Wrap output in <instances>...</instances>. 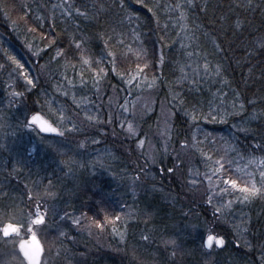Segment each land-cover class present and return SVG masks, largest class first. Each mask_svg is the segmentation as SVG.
Listing matches in <instances>:
<instances>
[{"label": "trees", "instance_id": "16d2710c", "mask_svg": "<svg viewBox=\"0 0 264 264\" xmlns=\"http://www.w3.org/2000/svg\"><path fill=\"white\" fill-rule=\"evenodd\" d=\"M30 2L14 0V3L7 4V0H0V4L3 5V10H0V63L6 65L4 70H0V103L12 99L9 95L11 90L25 93L23 102L17 100L15 104L0 110V115L4 119L10 118L12 129L19 120L23 119L25 105L37 110L43 105V112L51 115L45 104V100H48L52 102L53 109L63 105L70 116L81 111L72 103L73 92L77 101L81 102L82 109L90 108L91 103L97 104L99 99L92 87V79L93 70L98 67H103L107 73L101 80L100 96L104 101L110 92H120V100L129 101L131 96L140 94L139 88L148 87L155 76L157 81L155 84L159 87L157 99L167 103L173 115L174 139L171 141V147L177 148L182 144L183 139L189 135V132L187 133L189 128L199 129L203 136H199L197 142L209 151L213 160L223 159L224 177L238 179L234 172L238 171L239 165H243L248 171L246 173L242 171L244 173H241V183L249 182L251 179L249 174L253 176L254 171L252 179L260 185L258 174L260 169L255 170L254 167L246 164L245 160L255 159L261 167L259 160L264 159V148L254 147L257 144L264 145V49L258 44V41L264 40V11H262L264 0H253L251 8L247 7L246 0H193L192 7L188 6L187 0H143L142 4L137 3L136 0H124V8L119 6L120 0H68L82 11H86L87 19L78 15L75 8L70 9L71 15H64L62 8H53L52 0H41V8L35 1L30 0ZM183 2L187 4L186 7ZM177 4L182 7L177 9ZM237 4L242 6L237 7ZM149 7L153 9L152 12L148 11ZM202 8L206 10L202 11ZM15 11L19 20L14 18ZM181 11L186 14V20L178 18ZM38 16H42L43 21L38 19ZM129 16L132 17L131 20ZM12 20H17V24L8 27ZM237 20L242 22L243 26L240 29L236 28ZM29 28L36 29V32L31 33ZM109 36L112 39L108 40L109 46L105 48V40ZM187 37H192V40ZM118 39H123L124 43H117ZM20 41L27 47L23 48ZM80 41L84 42L83 48L86 49L84 55L94 62L93 70H89L80 62L81 50L75 47V43ZM182 44L190 47H181ZM217 44L220 46L219 49L216 47ZM141 48L144 53H139ZM4 50L16 56L24 64V70L34 79L36 87L31 91H25V88L30 86L25 85L23 76L18 74L19 70H16L4 56ZM57 50L63 51L64 55L53 59ZM34 51H40L37 60H34ZM109 51L115 54V71L112 70L113 59L107 54ZM186 51L199 53V61L203 63L206 59L211 68L215 69L219 65L220 75H215L213 96L207 94L204 97L201 94L197 97L195 95L200 94L192 88L194 85L181 81V68ZM138 54L139 59H137ZM161 57L163 64L160 63ZM97 60L101 61L99 65L95 64ZM145 63L148 67L140 74L137 81L131 87L126 84L125 79L136 72L137 65L143 67ZM184 71L190 70L184 69ZM81 74L88 82L85 86L80 85ZM65 75L76 85L74 88H69L67 81L63 79ZM45 79H48V82ZM136 83H139L140 87H136ZM57 84L63 85L64 89L69 91V96L57 92L54 87ZM9 85L12 88H9ZM126 85L129 86V90L124 93L123 88ZM122 93L125 99L122 98ZM175 93H179V96L174 99ZM84 97L90 98L89 105H86L89 100L82 99ZM233 102L236 103L238 111L240 103L244 104V109L239 111L238 115H228L226 122L220 124L219 120L212 121L210 118L206 122L203 118L209 111L220 114L231 113ZM211 103L216 109L210 108ZM94 107L99 109L97 113L101 119L107 118L110 110L106 105ZM186 110L194 113L196 119L193 120L190 115L185 114ZM156 119L157 112H154L142 125V130L152 128L157 122ZM241 127L249 129V132L239 131L238 128ZM6 130L12 131L9 128ZM77 134L72 136L75 138L74 141L84 136L78 132ZM93 135L97 136L96 133ZM22 139L25 140L24 136ZM48 139L53 143L52 148H48L46 155L39 154L38 168L31 171L25 168L19 176L24 177L25 180L29 179L31 183L42 180L48 184L51 180V189L54 191L69 178L64 180L50 178L48 172L56 174L50 164L51 160L68 161L70 154L67 152L65 154L64 150L67 147L71 148L79 156V149L74 145L66 147L61 144L60 137L48 136ZM138 140L139 136L133 142L108 143L112 146L111 149L119 154L118 161L109 165L115 164V170L112 168V171L121 173L125 170V174L121 175L124 182L118 190L121 200L127 207V218L121 219L119 225L114 227L116 232L112 236L117 241L120 238L119 234L124 233L122 244L131 248L137 264H257L254 248L264 251V197L257 196L250 202L240 203L236 200V197L242 195L238 191L231 192L232 190L229 189L227 193L221 194V206L229 200L235 201L230 209L222 208L223 212L226 211L225 218L229 219L231 226L225 231L220 229L217 231L218 236L224 237L225 245L223 248L216 247L217 250L210 253L201 246V236H206L208 229H211L206 210L204 208L194 210L193 213L196 212L199 217H192L187 225L189 220L184 215L177 187L164 184V181H167L166 165L162 167L163 172L160 173L148 172L147 165L140 166V153L135 154L134 150L137 143L135 141ZM200 140L205 142L202 143ZM43 158H46V164L49 165L47 169L41 165ZM74 159H77V156ZM170 165H172L171 160L167 166ZM140 171L144 173L142 176L146 177V180L137 194L129 180L132 175ZM81 172L87 176L88 183L75 190L77 201L80 198L81 201L89 202L90 199L95 206L96 200L116 189L112 180L106 175L108 174L105 173L106 171H99L96 175L88 171ZM0 182H4L3 177H0ZM35 188L38 187L34 186V191ZM16 190H9L11 195L15 193L12 196L16 199L14 202L8 201V204H20L17 198L20 196V191L15 192ZM85 190L88 195H84ZM166 195H169V198H166ZM157 205L163 208L161 212L156 210ZM5 206V203L0 201V208ZM88 206L90 207V204ZM167 211L175 215L171 218L167 217ZM146 213L150 216H146ZM168 223L184 224L186 230L173 235L165 228ZM152 226L156 229L155 235H152L148 229ZM245 226L248 227L250 235L247 239L248 246L244 241L240 243L235 241L236 233ZM192 229L194 231L196 229L194 235L190 233ZM142 234L149 235L150 242L143 241ZM167 239H175L180 246L178 256L172 262L165 258V253L160 248L162 241ZM85 264H109V262L98 260Z\"/></svg>", "mask_w": 264, "mask_h": 264}, {"label": "rangeland", "instance_id": "374dc122", "mask_svg": "<svg viewBox=\"0 0 264 264\" xmlns=\"http://www.w3.org/2000/svg\"><path fill=\"white\" fill-rule=\"evenodd\" d=\"M28 1L30 0H23ZM35 1L38 6L41 8V0H32ZM55 4H62L64 3V0H52ZM14 3V0H7V4ZM184 7L187 6L185 2H183ZM180 17V14L178 18ZM15 19L19 20L18 14L15 11ZM17 20H12L11 24H8V27H11L13 24H17ZM31 29V28H29ZM36 32V31H34ZM32 33V31H31ZM35 34V33H34ZM20 44L23 48L27 47L23 44L22 41H20ZM1 50V48H0ZM27 51V50H26ZM187 51L185 52V58L184 63L182 64V67L185 70H190L188 73H191V69L187 67L189 63H192L193 61L201 63L199 60V55H194L192 57L187 56ZM110 57V56H109ZM38 56H34V60H37ZM189 58V60H188ZM113 59V58H112ZM211 66V65H210ZM211 68V67H210ZM212 72H210L208 75H205L203 73V70L201 69V74L199 77H196L198 80V83L194 85L192 88L200 95H195L197 97L201 96V94L205 97L207 94L210 96H213L212 93V87L215 83V69L211 68ZM45 81L48 82V79H45ZM157 81H155L156 83ZM183 82H186L187 84L193 85L189 82V80H183ZM124 93H126L129 90V86L126 85L124 88ZM159 91V87L154 84L152 87H146L145 89L139 88L138 93H140L138 96H134L129 99V101L124 98V93H122V98L125 100H120V92H110L109 96L105 98V101L103 99L97 100V104L91 103L90 108L87 107L86 109H81L79 112V115H74L73 113L70 115L72 118L77 122L78 126L83 129V131L78 132L80 135H83L82 139H79L78 141H74L72 137L73 134L78 135L77 132L75 133H69L67 134L66 138L60 137V143L66 145H74L79 149V156L77 153L73 151L71 148H66L64 150V153L66 152L70 154V159H74L77 156L76 164H70L72 168V172L70 173L68 171V167H66L64 164L61 163L59 160H51V165L54 167L55 175H53L52 172H48L50 174V178H55L64 180L68 179L66 182H64L61 186H58L53 192L57 194V197L55 200H48L49 205H55L58 209H61V215L64 214V212H67L69 216H82V214L87 213V218L82 220V225H88L91 223L92 220H95L97 222H100L104 224V229L100 230L96 228L94 225L89 228H84V230H80L79 228L75 227L71 223L70 218H66L64 221H60L59 218H53L51 214L48 217V223L44 227L43 231L39 233L38 238L41 240L42 243L45 244L46 249L51 248V252L48 256V264H85L90 263L93 261L98 260H106L109 262V264H137V260L135 259L134 253L127 245L122 244L123 242L119 240H115L112 236L114 233L112 229L119 225V222L121 219H126V213H127V207L124 205L123 201L121 200V194L118 189H120V186L122 182H124L122 174H125V170L121 171V173H115V164L112 166H109L111 163H116L119 158V154L114 152L113 149H111V145L108 144L109 142H112L115 144H118L119 142H130L134 139H137L139 136V139L145 140L143 148H138L137 143H135V146L138 148V155L140 153V166L141 164L148 166V172H163L162 167L166 165V170L169 167H174L176 161V154L179 153L181 159L183 160V164L181 167L177 168L176 171L172 174L166 173V182L164 181V184L169 185L170 187L176 186L178 190L179 199L181 201V206L184 208V215L187 217L189 221L187 222V225L191 222L193 219L192 217H199V215L193 213V211H197L200 208H204L206 210L207 217L209 218V228L212 229V231L215 232L216 235L217 231L220 230H227L231 226V222L228 218H225V212H223L221 207V194L219 188H213L209 189V185L207 180L204 178V173L209 172L211 168L214 166L213 160L206 159V156H211L209 151L204 149L202 147V144L200 145L197 141H199V136H203L200 134L199 129L190 130V128L187 130V133L189 132V135L187 138L183 139L182 144H187L188 147L181 149V144L177 148L171 147V141H173V131H172V118L173 115L170 111V108L168 107L167 103L161 102L157 99V93ZM102 94V93H101ZM221 97V95H220ZM102 98V96H101ZM111 98V99H109ZM1 102V101H0ZM103 107L105 105L108 107L110 112L113 115V118L115 122L112 125H89L87 121L83 119L84 117V110L91 109L92 113L99 112V109H96L94 106L101 104ZM127 103V107L129 109L128 113H123V110L121 108V105H124ZM86 105H89V101H87ZM9 106V102H2L0 103V110L4 109L5 107ZM216 109L215 105L211 103L210 108ZM102 110L100 109V112ZM109 112V113H110ZM154 112H157V122L153 125L152 128H144L142 130V125L145 124L146 120L150 117V115ZM123 113V116L127 117L128 121H131L134 128H136L138 135L134 138L127 139V133L123 132L118 124L119 120H116V117L120 116ZM54 118V117H53ZM55 119V118H54ZM10 118H3V120H0V123H4L6 125V129L9 128L13 130L11 127H7V125L10 124ZM207 122V121H206ZM220 124H222L220 122ZM127 125H125L126 127ZM104 129L105 135H101L97 129ZM89 129V130H88ZM113 129H115V133H113ZM93 133H96L97 136H95L96 139H99L101 143L99 144H92L91 138L93 136ZM140 134H142L140 136ZM0 135H3L2 132H0ZM25 140L28 139V136L24 135ZM11 139L4 141L7 143H11ZM31 139L33 143H38L39 137L35 134H31ZM75 139V138H74ZM84 148H80L79 144L81 142H85ZM202 143L205 142L204 140H200ZM51 142V141H50ZM117 142V143H116ZM137 142V141H135ZM215 143V142H214ZM51 144H53L51 142ZM134 144V143H133ZM115 147V145H114ZM165 148H167V152H165ZM48 151V147H45L44 145H40V155H46ZM201 152H203L205 155H201ZM225 152V151H224ZM0 156V177H3L4 184L7 185V187L10 189H17L15 192H19L20 196H17V198L20 201V204L22 207L24 205L30 203L26 199V189H24V184H28L29 187H31L34 191V186H37L39 189H41V192L43 191L44 187L48 184L44 183L42 180L35 181L36 183H31L28 180H25L24 177L17 175L15 178H7L8 172L11 170V164L15 161L13 160L11 163H8L6 165V160H8V153L7 152H1ZM39 154L35 157H33L32 162H30L28 169L34 170L38 168L40 164L39 160ZM97 158H99L103 166L100 164H96V166L90 167L89 162L95 163ZM171 160L172 165L167 166L168 162ZM80 163H83L85 167H80ZM162 163H164L162 165ZM245 163L248 165H251L252 167L257 169H260L261 167L257 163H249V161L245 160ZM244 163V164H245ZM242 164V163H240ZM42 167L45 169L49 168V165L46 164V158H43L41 161ZM192 171V176H189V171ZM49 171V169H48ZM81 171H88L90 174L96 175L99 171H106L105 173H108V177L112 180L114 186L116 189L113 191H110L104 195V197H100L98 200H96V205L94 206V202L92 200L89 202L80 200V198L77 200L76 197H78L76 194V189L78 187L86 186L88 183V179L86 175L82 174ZM199 173V175H196V173ZM244 171L245 173L248 171L247 168L243 167V165H239L238 171L234 172L235 176L238 178L236 179L233 177L232 179H236L237 183L240 186H243L244 183H241V173ZM120 172V170H119ZM254 172V171H253ZM252 172L254 177V174ZM82 174V175H81ZM144 173L142 171L138 172L136 175H132L129 182L131 183V186L135 187V191L137 194H139L142 186L145 183V178L143 177ZM259 174V173H258ZM27 175H29L27 173ZM139 176V180L134 181L135 176ZM223 175V173H222ZM121 176V177H120ZM233 176V175H231ZM224 177V176H223ZM189 178L196 179L199 182L196 185H191L187 183V180ZM224 178H230L228 176ZM85 179V180H84ZM215 180L216 177H213ZM231 179V178H230ZM260 179V175H259ZM42 182V184H41ZM260 182V181H259ZM129 183V184H130ZM174 185H171V184ZM34 184V185H33ZM229 187L226 185H223L221 182L220 187ZM259 186V185H257ZM36 189V188H35ZM229 189H231L229 187ZM8 190V191H9ZM19 190V191H18ZM52 190V189H51ZM231 192H237L234 189H231ZM220 193V194H216ZM11 194V193H10ZM13 193L12 195H14ZM209 195H212V203L209 204L207 197ZM21 196H24L23 203H21ZM166 198H169V195H166ZM62 203V204H61ZM90 204V207L88 206ZM227 204V203H226ZM225 205V204H222ZM88 206V207H87ZM92 206L94 208H92ZM217 207H221V211L219 213L215 212V209ZM226 209V208H225ZM26 210V209H25ZM156 210L161 212L163 210L162 207L156 206ZM192 211V213H191ZM119 215L121 219L119 221L115 220V217ZM175 214L172 212L167 211V217H172ZM108 217L112 223H106L105 217ZM192 218V219H191ZM201 218V217H200ZM130 219V218H129ZM191 219V220H190ZM167 228L169 233H173V235H177L179 232H183L186 230V226L181 223H168V225L165 226ZM189 228V227H188ZM150 230V233L152 235H155V228L148 227ZM194 229V228H193ZM190 230V233L194 235L196 233V229ZM220 229V230H219ZM244 229H247V231H244ZM64 231L68 234L69 237H74V239H69L65 237H60L59 232ZM91 232V234H89ZM213 232V233H214ZM240 232V233H239ZM238 233L235 235V241L237 243L245 242L244 244L248 243V237L249 230L248 227H243L239 230ZM245 239V240H244ZM241 240V241H240ZM120 241V242H119ZM163 242V241H162ZM160 248L165 253V258L169 260V262H172L177 256L180 250L177 249V254L175 258H172L170 256L171 248L169 247L168 250L165 249L164 244L162 243L160 245ZM217 250V248L214 246L212 250H209L208 252H214ZM260 248H254L255 251V258L257 264H261V251ZM57 251H59V255H56ZM62 251L64 252L62 254ZM0 264H18V260L14 258V252H13V246L12 245H5L3 243H0ZM206 260V259H205ZM212 260V258H211Z\"/></svg>", "mask_w": 264, "mask_h": 264}, {"label": "snow or ice", "instance_id": "6c2138e0", "mask_svg": "<svg viewBox=\"0 0 264 264\" xmlns=\"http://www.w3.org/2000/svg\"><path fill=\"white\" fill-rule=\"evenodd\" d=\"M137 3H143V0H136ZM188 6H193V0H187ZM246 5L248 8H251L253 6V0H246ZM121 8H124V0H120ZM147 7V5H144ZM237 7H241L242 5L237 4ZM182 6L180 4L176 5L177 9H180ZM256 7H261L260 5H256ZM53 8H62L64 10V15H71L70 9L75 8V11L78 15L83 16L84 18H88V13L86 11H82L80 7H76L75 4L69 3L68 0H64L63 4H57L53 5ZM0 10H3V5L0 4ZM202 11L206 10L205 8L201 9ZM27 12V7L25 9ZM148 11L152 12L153 9L151 7L148 8ZM264 11V9H262ZM5 14L6 11H5ZM155 15V13H153ZM24 17H22L23 19ZM38 19L43 21L42 16H38ZM181 20H186V14L181 11L180 17ZM129 19L131 20L132 17L129 16ZM242 22L240 20L236 21V28L240 29L242 27ZM199 27V26H197ZM36 29H29V31H35ZM184 29H182L183 31ZM47 39V37H44ZM101 38L103 39V34H101ZM189 40H192V37H187ZM112 37L109 36L107 40H105V48H108V40H111ZM55 41H53L54 43ZM215 43V41H213ZM117 43L123 44V39H118ZM83 41L76 42L75 47L79 50H81L80 54V62L87 66L89 70H93V60L90 57H87L84 55V52L86 49L83 48ZM259 47L264 49V40L258 41ZM29 50L31 51V45L28 46ZM181 47H190V45H181ZM217 49H219V45H216ZM43 49H41L42 51ZM139 53H144V50L141 48L139 50ZM4 56L7 57V60L11 62L12 65L15 66L16 70L18 71V74L20 76H23L24 83L26 86L25 91H31L33 88L36 87V83L34 82V79L30 77L29 73L24 70V64H22L16 56L10 54L7 50H4ZM108 56L113 58V71H115V54L112 51H109ZM188 57H192L194 55H199L195 52H187L186 53ZM251 55V53H249ZM33 55L39 56L40 51H34ZM64 53L61 50H57L56 56L53 57V59H56L57 57L63 56ZM140 58V55H137V59ZM101 61L97 60L95 61V64L99 65ZM160 63L163 64V57L160 58ZM73 67H75L73 65ZM148 67V64L145 63L143 67L140 65H137V70L134 74L129 75L125 79V83L128 84L130 87L133 85L135 81H137V78L140 77V74L144 72L145 68ZM188 68L191 69V73L185 72L184 68H181V81L183 80H189V82L193 85H196L198 83V80L196 77H199L201 74V69L203 70V73L205 75H208L210 72H212V69L210 68L209 62L205 59L204 63L201 65L195 61L192 63H189L187 65ZM6 68V65L3 63H0V70H4ZM215 75H220V67L217 65L215 72ZM107 73L105 72V69L103 67H98L95 70H93V79H92V87L95 90V93L97 94V99H102L100 96L101 93V80L104 76H106ZM124 79V77H121ZM65 81H67V84L69 85V88H74L76 85L73 83L72 80H70L66 75L63 77ZM156 77L153 76L151 83L149 84V87H152L155 84ZM179 82V81H178ZM88 82L84 80L83 75L80 76V85L85 86ZM136 87H140L139 83H136ZM56 91L64 96H69V91L65 90L63 85L57 84L54 86ZM9 88H12L11 85H9ZM9 95L12 99L9 100V105L15 104L17 100H20L23 102V98L25 96L24 92L11 90L9 92ZM226 95V94H225ZM177 96H179V93H175L173 98L175 99ZM72 103L75 105L77 109H82L81 102L77 101L76 95L73 92L71 94ZM82 99H87L89 102H91L90 98L84 97ZM111 99V98H109ZM39 103V101H37ZM221 103H223V100H221ZM45 104L48 107V112L51 115L45 114L43 112V105H41V109L37 110L35 108H29L27 105H25V114L23 116V119L19 120L16 124L15 128L11 132L6 130V125L4 123H0V132L3 133V135H0V152H7L8 153V160H6V165L8 163H11L13 160L14 163L11 164V170L8 172L7 178H15L17 175H19L25 168L29 167L30 162H32L33 157L37 156L40 151V145H44L45 147L52 148V144L48 139V134H51L55 137H62L66 138L67 134L69 133H75V132H81L83 129H81L77 122L72 118V116H69L67 114V110L63 105H61L58 108L53 109L52 102L45 100ZM121 108L123 110V113H128L129 109L127 107V103L124 105H121ZM232 112L227 113L224 112L223 114H220L215 111H209V113L204 116L203 118L207 121L209 118L212 121H217L224 123L227 121L228 115H238L239 111H242L244 109V104L240 103L237 105L235 102H233L232 105ZM123 113L116 117V120H119V128L126 132L127 139L134 138L138 135L136 128H134L131 121L127 120V117L123 116ZM185 114L190 115L193 120L196 119V116L194 113H190L186 110ZM74 115H79V113H74ZM52 117H55L53 119ZM83 119L88 122L89 125H112L115 120L113 118L112 113L110 112L106 119H101L98 113H92L91 109L84 110V117ZM0 120H3V116L0 115ZM125 125H127L125 127ZM7 127H12L11 125H7ZM239 131L242 132H249V129L247 128H238ZM97 131L100 132L101 135H105V132L103 129H97ZM35 133L39 137L38 143H33L31 139V134ZM113 133H115V129H113ZM44 134V135H41ZM28 136L27 140L22 139V136ZM118 135V134H116ZM11 139V143H6L4 141ZM85 142H81L79 144L80 148H84ZM92 144H99L101 141L99 139L95 138V135L91 138ZM145 143V140L139 139L137 141V147L143 148ZM188 145L181 144V149L187 148ZM256 148H264V145L257 144L254 145ZM165 152H167V148H165ZM201 155H205L203 152H201ZM176 161L174 167L167 168V172L169 174H172L176 171L177 168L181 167L183 164V160L180 157V154H176ZM206 159L212 160L211 156H206ZM62 164H64L66 167H68V171L71 173L72 168L70 164H76L77 161L75 159H70V161H61ZM230 163V162H229ZM249 163H256L255 159H250ZM259 163L261 165L259 175H260V185L257 186V182L255 179H250L249 182H246L244 186H240L237 183L236 179H230V178H224L222 173L225 170V163L223 159H217L213 162V167L209 172L204 173V178L207 180L209 189L213 188H219L220 193H227L229 191V187L231 189H234L241 193V196L236 197V200L240 203L250 202L252 198L260 196L264 197V159H260ZM96 164H100L103 166L102 161L97 158L95 163L89 162L90 167H95ZM80 167H85L83 163H80ZM196 175H199L198 171ZM251 176V174H249ZM189 176H192V171H189ZM213 177H216L214 180ZM135 180H139L140 177L137 175L134 178ZM199 181L196 179L189 178L187 180L188 184L196 185ZM221 182L223 185L229 186V187H220ZM36 183V182H33ZM7 188V185L0 182V201H3L5 203V207L0 208V243H3L5 245H12L13 246V252H14V258L18 260V264H48V256L51 252V248L46 249L45 244L41 242V240L38 238L39 233L43 231L44 227L48 223V217L51 214L53 218H59L60 221H64L66 218L71 219V223L73 226L79 228L80 230H84V228H91L93 225L100 229H104V224L97 222L95 220H92L90 224L88 225H82V220L87 218V213L82 214V216H69L67 212H64L63 215H61V209H58L54 204L49 205L48 200H55L57 197V194L51 190L52 188V182L49 180V183L47 186L44 187L43 191L41 192L39 188H37L35 191L31 187H29L28 184H24V189H26V199L28 204L24 205V207H21V204H8V201H15V197L10 194V191L5 190ZM216 193V194H220ZM84 195H88L87 190L84 191ZM21 203H23L24 196H21ZM212 195H209L207 197L208 203H212ZM235 201L229 200L227 204L222 205V208H231L232 204ZM221 207H217L215 209L216 213H219L221 211ZM26 209V210H25ZM146 216H150L149 213L145 214ZM121 217L117 215L115 217L116 221H119ZM106 223H112L107 216L105 217ZM145 223H147V220H145ZM193 227H196L193 225ZM244 231H247V229H244ZM113 232H116V229L113 228ZM91 234V232H89ZM120 239L121 242L124 241V233H120ZM60 237H65L69 239H74V237H69L68 234L64 231L59 232ZM141 239L145 242H150L151 238L147 234H142ZM163 244L165 246V249L168 250V248H171L170 256L172 258H175L177 254V249L180 247L177 244V241L175 239H167L163 241ZM225 245V239L222 236H218L212 232L211 229H208V232L206 236H201V246L205 249L212 250L215 247L223 248ZM246 246L247 243H246ZM56 255H59V251H57ZM261 264H264V251L261 253Z\"/></svg>", "mask_w": 264, "mask_h": 264}, {"label": "flooded vegetation", "instance_id": "af4514ba", "mask_svg": "<svg viewBox=\"0 0 264 264\" xmlns=\"http://www.w3.org/2000/svg\"><path fill=\"white\" fill-rule=\"evenodd\" d=\"M104 130V129H103ZM128 145V144H127ZM125 146V145H122ZM134 150H135V154H137L138 148L136 146H134Z\"/></svg>", "mask_w": 264, "mask_h": 264}, {"label": "water", "instance_id": "95a60500", "mask_svg": "<svg viewBox=\"0 0 264 264\" xmlns=\"http://www.w3.org/2000/svg\"><path fill=\"white\" fill-rule=\"evenodd\" d=\"M44 135V134H43ZM49 136H53V135H51V134H48ZM220 248V247H219ZM208 250V249H207Z\"/></svg>", "mask_w": 264, "mask_h": 264}]
</instances>
